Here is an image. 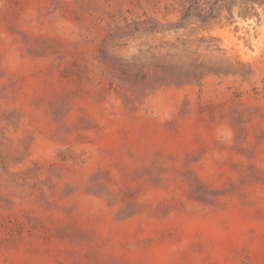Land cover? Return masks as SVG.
Here are the masks:
<instances>
[{"label": "rangeland", "instance_id": "1", "mask_svg": "<svg viewBox=\"0 0 264 264\" xmlns=\"http://www.w3.org/2000/svg\"><path fill=\"white\" fill-rule=\"evenodd\" d=\"M0 264H264V0H0Z\"/></svg>", "mask_w": 264, "mask_h": 264}]
</instances>
